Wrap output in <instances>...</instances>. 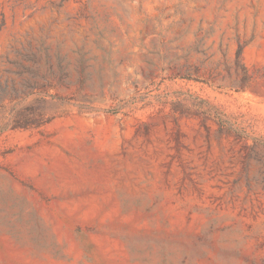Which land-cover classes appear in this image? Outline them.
Here are the masks:
<instances>
[{"label": "rangeland", "instance_id": "374dc122", "mask_svg": "<svg viewBox=\"0 0 264 264\" xmlns=\"http://www.w3.org/2000/svg\"><path fill=\"white\" fill-rule=\"evenodd\" d=\"M0 264H264V0H0Z\"/></svg>", "mask_w": 264, "mask_h": 264}]
</instances>
